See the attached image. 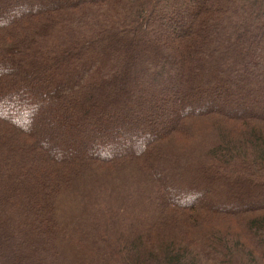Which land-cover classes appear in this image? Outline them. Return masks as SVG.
<instances>
[{
	"label": "trees",
	"instance_id": "trees-1",
	"mask_svg": "<svg viewBox=\"0 0 264 264\" xmlns=\"http://www.w3.org/2000/svg\"><path fill=\"white\" fill-rule=\"evenodd\" d=\"M0 264H264V0H0Z\"/></svg>",
	"mask_w": 264,
	"mask_h": 264
},
{
	"label": "rangeland",
	"instance_id": "rangeland-1",
	"mask_svg": "<svg viewBox=\"0 0 264 264\" xmlns=\"http://www.w3.org/2000/svg\"><path fill=\"white\" fill-rule=\"evenodd\" d=\"M231 93H232L231 95H233V96H232L233 98H237V95H235V94L233 93V91H231ZM232 100H233V99H232ZM242 101L244 102L245 100L243 99Z\"/></svg>",
	"mask_w": 264,
	"mask_h": 264
}]
</instances>
